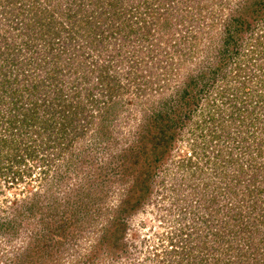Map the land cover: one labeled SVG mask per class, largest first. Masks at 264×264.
Segmentation results:
<instances>
[{"label":"rangeland","instance_id":"1","mask_svg":"<svg viewBox=\"0 0 264 264\" xmlns=\"http://www.w3.org/2000/svg\"><path fill=\"white\" fill-rule=\"evenodd\" d=\"M31 1L0 0V134L9 133L5 138L12 146L0 168V264L25 259L31 260L28 264H239L231 252H249V239L259 242L257 259L263 261L264 102L252 117L249 103L247 112L239 115L241 104L234 107L217 97L215 112L208 97L226 84V78L218 77L214 91L203 96L191 118L179 122L171 155L151 170L144 197L135 183L136 170L143 165L136 158L142 153L138 138L143 128L167 99L175 102L187 73L213 61L219 37L211 36L239 0H172V28L163 34L154 30L149 39H138L130 33L123 41L120 34L108 31L97 49L79 35L70 39L77 34L65 29L66 15L53 14L63 21L56 24L59 33L32 20ZM57 2L73 5L72 0H38L35 6L46 3L48 8ZM134 4L145 7L136 0ZM196 5L202 16L214 18L192 21L188 29L182 16ZM214 22L218 26L208 33L206 27ZM198 30L189 53L179 51L182 47L176 51V33L191 36ZM254 31L252 39L244 38L229 52L235 54L231 61L249 66L246 72L255 82L262 74L256 59L264 66V26ZM44 56L49 72L57 76L50 78L53 85L45 75L50 73L37 62ZM37 79L62 88L66 97L85 106L84 111L70 116L75 120L67 125L62 122L69 117L61 116L60 109H52L50 117L41 112L42 119L49 118L46 123H34L28 115L21 122ZM212 80L205 76L201 85ZM234 111L238 113L232 115ZM9 117L12 129L4 132L1 127ZM131 164L135 171L126 169ZM132 184L141 204L125 213L120 208ZM31 201L37 204L27 207ZM118 217L115 231L110 226ZM248 258L247 264L255 260Z\"/></svg>","mask_w":264,"mask_h":264},{"label":"trees","instance_id":"2","mask_svg":"<svg viewBox=\"0 0 264 264\" xmlns=\"http://www.w3.org/2000/svg\"><path fill=\"white\" fill-rule=\"evenodd\" d=\"M37 1L38 0H32L30 4H28V12L29 15L30 13L32 14V20L38 22L44 27L48 25V27L46 26L47 28L50 27L54 30V32L59 33V30L61 29L60 25L63 23V21L61 20L59 22L57 18L59 15H66L64 18L69 22L67 25L69 27H65V29L69 30L70 32L73 29L74 31L72 33L77 34L71 36L70 39H76L79 35V37L84 38L86 42H90L92 47L95 49H97V47H99L104 41L106 42V34L108 31L113 35L120 34L121 38L124 39L123 41H125L126 38H129L130 33L137 35L138 39L142 37L149 39L154 30L163 34L162 30L166 29L168 26L172 28L171 20L173 19L174 14V7L171 6V3L173 2L172 0H136L139 3L141 2L144 4V8H141L140 5L135 7V0H72L73 5L70 2V4H68L66 7H62L61 4L57 2L48 8H46V3L45 7H36L35 5ZM127 1L129 4L125 5ZM238 3L239 5L234 10H232V13L222 21V28H220L219 31L216 30L211 36L219 37V46L214 57L212 58L213 61H215V59L216 61L206 64V68L195 73H187L183 77V80L177 89V94L174 98L175 102H173L172 99H167L163 104L164 109L153 114L147 121L146 126L143 128V133L138 138V148H142V153L139 151L138 156L136 157L138 160L143 162V165L140 166L141 168L136 170L138 173L137 177H135V183L141 185V197H144L146 194L143 187L148 183L147 178L149 177L151 170L157 164L163 163L166 158L171 155L173 147L172 144L177 138L179 122L183 121L185 118H191L193 112L200 103L199 101L204 99L203 96L207 95L206 97H208V92L214 91L212 86L218 77L220 79L226 78V84L228 86L225 84L223 87L217 88V92H215L214 96L211 99L208 97V100L212 102L211 108L215 112L218 111L214 107V102L218 99L217 97H225V100L222 99V102L227 104V101H231L234 107H237V105L241 104V107L238 109H240V112L243 113L239 112V115L247 112L248 106L246 103H249V109H252L253 112L252 117H256L257 108H259V105L264 102V91L261 90L262 93L260 92L261 85L264 84L263 64L258 62L256 59V65L259 69H261L262 74L261 79H258L254 82V75H249V73L246 72V68H249V66H244L240 60L231 61V56L235 54L229 52V49L233 47L237 49L238 44L244 43V38L252 39L256 33L254 31L256 26H264V0H239ZM152 4H155V6ZM192 8V12L189 11L182 16V22L187 24L188 29L192 27V21H196L197 24L198 20L200 19L201 21H205L209 19L208 17H210V19L214 18L213 14L210 16H202L200 14L202 11L201 7H198L197 5L193 6ZM49 11L51 17L46 16ZM55 12L58 13V17L57 15H54L55 17L53 16ZM195 13H198L197 17L195 16ZM138 14L139 16H136ZM53 17L55 20L52 22ZM135 19L136 24L134 21ZM51 22L52 24H49ZM57 23H60V25H56ZM26 25L30 26L31 24L29 22ZM216 26H218L216 22L213 24L210 23L208 27H206L207 32H211ZM199 31L200 30L197 32L194 31V34L191 36L183 35L184 33H176L173 38L175 39L174 47L176 51H178V47H182L179 51L185 49L186 54L189 53L196 44L197 38L195 36H198ZM37 36L39 38L40 34ZM259 38L260 36H257L258 44L261 43ZM153 49L154 48L150 49L149 52H152L151 50ZM262 53L263 50L261 49L259 54L260 56L258 55V57H261ZM53 57L57 58L59 55L55 54ZM45 58L46 56L37 62L39 66L44 65L45 71L47 70L49 72L47 66L49 61H45ZM32 59L35 60L31 56L30 60ZM65 59L70 61V56H67ZM253 59L254 57H251V60ZM76 67L79 68L80 66L76 64ZM244 70L246 75H242ZM49 73L50 74L45 72L46 78L49 79V82L50 78L55 80L57 76H55L54 71ZM205 76H207V78H212L213 80L211 82L205 81L204 84L201 85V81L204 80ZM45 82L49 83L48 80L43 81L37 79L35 85L30 88L29 94L35 95V98L32 97L33 95L29 96V105H26V108H24V113L26 116H23L21 122H23L24 119H27L28 115L30 118L34 119V123L35 121L38 124H40V122L42 124L44 122L46 123V120L49 118L42 119L40 114L41 112L43 113V111L48 112L50 117V113L54 112L52 109H60L61 112H63L61 116L64 118L69 117L67 122H62L63 125L73 122L75 119H71L70 116L72 117L73 115V117H75L79 115L82 110L84 111L85 106L79 101L74 102L72 96L71 98L69 95L66 97V94L62 88L51 86L53 85L52 82H50L51 85L48 87ZM250 82L258 83L257 85H251L252 83ZM108 91L109 94L113 95L112 89ZM254 91L255 95L252 96ZM223 92H225V94H223ZM12 97L13 96H10V99H13ZM10 101L12 104H14V106L17 105L16 102L14 103L12 100ZM236 113L238 112L234 111L232 112V115ZM224 115L222 118H224ZM227 116L228 115H226V117ZM6 123L9 125H5L7 127L2 125L3 127H1V129L3 128L4 132L11 131L10 128L12 129V127L10 124L13 123V120L9 117ZM7 134H0V168H3V165L5 164L4 162H7L4 159V155L6 156V159H8L7 157L12 153L11 151L7 154L9 151L8 149L12 150V146L5 138V135ZM11 160L12 159L9 161ZM127 168H134V171L136 169L132 164L127 166L126 169ZM234 178L239 179L238 176H234ZM142 182L144 185H142ZM134 185L130 187L132 188L130 189V193L127 194V198L122 202V206L120 208V211L122 212H132L141 204V199L140 197L138 198L137 194V186L135 187ZM232 193H234V196L237 194L235 191ZM36 204L37 201H31L27 207L35 206ZM53 204H57V202L54 200ZM237 213H240V211ZM237 213H235V215ZM119 220V217L113 220L111 222L112 225L110 228L118 231ZM8 224L4 225V231L10 227ZM2 229V225L0 224V230ZM118 235L119 234H116L114 239H116ZM226 243L229 247L231 244H233L230 242ZM249 245L250 247H246L249 252H244L242 250L239 252H231L235 253L234 260L239 264H247V257H249L248 259H253V257H255V260L253 262H249V264H262L264 260L258 261L257 259V254L260 252L259 242L249 239ZM261 248L264 251V247L262 246ZM34 257H38L37 251L34 252ZM29 262H31V260L29 261V259H25L21 262V264H28ZM225 264L229 263L226 262Z\"/></svg>","mask_w":264,"mask_h":264}]
</instances>
